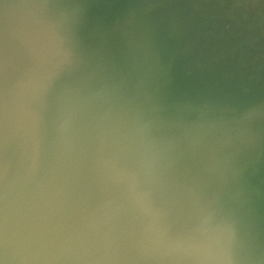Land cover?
<instances>
[{
	"label": "water",
	"instance_id": "obj_1",
	"mask_svg": "<svg viewBox=\"0 0 264 264\" xmlns=\"http://www.w3.org/2000/svg\"><path fill=\"white\" fill-rule=\"evenodd\" d=\"M40 21L94 112L148 127L178 222L211 214L232 264H264V0H0V70Z\"/></svg>",
	"mask_w": 264,
	"mask_h": 264
},
{
	"label": "clouds",
	"instance_id": "obj_2",
	"mask_svg": "<svg viewBox=\"0 0 264 264\" xmlns=\"http://www.w3.org/2000/svg\"><path fill=\"white\" fill-rule=\"evenodd\" d=\"M13 41L0 70L3 264H232L211 214L178 222L148 127L94 112L65 82L58 27L40 21Z\"/></svg>",
	"mask_w": 264,
	"mask_h": 264
}]
</instances>
